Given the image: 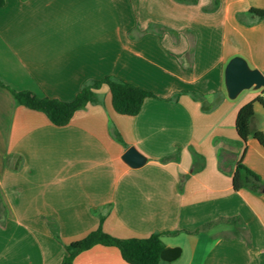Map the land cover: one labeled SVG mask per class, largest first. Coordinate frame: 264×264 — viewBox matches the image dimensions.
<instances>
[{"label":"crops","instance_id":"1","mask_svg":"<svg viewBox=\"0 0 264 264\" xmlns=\"http://www.w3.org/2000/svg\"><path fill=\"white\" fill-rule=\"evenodd\" d=\"M252 9L264 0H5L0 264H62L65 246L100 227L124 240L164 233L181 253L160 264H264V193L233 188L241 159L264 183V147L238 144L236 127L254 102L250 128L264 133V88L232 99L226 86L235 57L264 74V17ZM107 76L153 96L125 116L102 85V104L58 127L13 94L71 102ZM130 147L144 166L125 163ZM71 264L129 263L99 244Z\"/></svg>","mask_w":264,"mask_h":264},{"label":"trees","instance_id":"2","mask_svg":"<svg viewBox=\"0 0 264 264\" xmlns=\"http://www.w3.org/2000/svg\"><path fill=\"white\" fill-rule=\"evenodd\" d=\"M179 1L186 2V0ZM4 4L5 0H0V7ZM251 13L259 17H264L263 10L252 9ZM0 85H3L1 80ZM102 85L109 87L114 110L118 114L125 116H137L145 100L153 96L151 92L136 87L115 76H107L102 80L86 83L79 95L71 102L39 97L27 91L13 92V94L19 104L45 113L54 125L63 127L71 121L77 111L84 109L88 104L98 105L103 103L100 95L96 92ZM259 101L264 105L263 97ZM254 114V102L245 105L239 111L236 127L241 142H238V144H246L249 137L253 136L264 147V133L259 131L252 133L250 128ZM115 138L123 143L117 131H115ZM194 171L193 169L192 172L194 173ZM233 188L235 191L247 189L254 194L264 193L263 180L258 174L250 170L243 163L242 159L236 165V170L233 175ZM164 235V233H155L144 239L133 238L124 240L107 234L100 227L98 230L90 233L86 238L65 246L67 257L63 260L62 264H71L73 258L79 252L99 244L117 247L121 251L123 259L129 264H160L161 253L165 248L162 241Z\"/></svg>","mask_w":264,"mask_h":264},{"label":"water","instance_id":"3","mask_svg":"<svg viewBox=\"0 0 264 264\" xmlns=\"http://www.w3.org/2000/svg\"><path fill=\"white\" fill-rule=\"evenodd\" d=\"M226 86L230 98L235 99L244 90L264 88V74L252 69L245 59L233 58L226 70ZM123 160L132 168H140L147 162V157L135 147H130L123 155ZM181 253L180 248L166 247L161 253L164 261H174Z\"/></svg>","mask_w":264,"mask_h":264},{"label":"built area","instance_id":"4","mask_svg":"<svg viewBox=\"0 0 264 264\" xmlns=\"http://www.w3.org/2000/svg\"><path fill=\"white\" fill-rule=\"evenodd\" d=\"M263 99H264V95H263Z\"/></svg>","mask_w":264,"mask_h":264}]
</instances>
